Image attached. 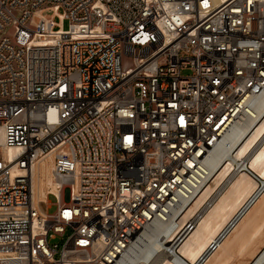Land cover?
Segmentation results:
<instances>
[{"label": "built area", "instance_id": "built-area-1", "mask_svg": "<svg viewBox=\"0 0 264 264\" xmlns=\"http://www.w3.org/2000/svg\"><path fill=\"white\" fill-rule=\"evenodd\" d=\"M262 93L264 0H0V264H126L154 221L176 225ZM49 154L64 196L44 213L33 167Z\"/></svg>", "mask_w": 264, "mask_h": 264}, {"label": "bare ground", "instance_id": "bare-ground-1", "mask_svg": "<svg viewBox=\"0 0 264 264\" xmlns=\"http://www.w3.org/2000/svg\"><path fill=\"white\" fill-rule=\"evenodd\" d=\"M254 104L255 112L235 122L211 153L207 164L209 181L190 197L181 199L173 215L176 225L171 221H154L130 246L126 264H151L149 260L159 250L161 257L156 264H176L166 256L167 250L174 247L173 239L185 233V223L192 219L194 228L177 251L187 264H196L204 256L202 264H229L235 254H243L264 235V93ZM15 152L13 148L5 151L10 157ZM53 165L49 154L33 167L34 202L44 213L42 202L51 205L48 193L64 196L56 188ZM258 186L262 193L208 256L209 244ZM248 264H264V244Z\"/></svg>", "mask_w": 264, "mask_h": 264}, {"label": "crops", "instance_id": "crops-1", "mask_svg": "<svg viewBox=\"0 0 264 264\" xmlns=\"http://www.w3.org/2000/svg\"><path fill=\"white\" fill-rule=\"evenodd\" d=\"M264 244V235L243 254H235L229 264H248ZM255 254V255H254Z\"/></svg>", "mask_w": 264, "mask_h": 264}, {"label": "rangeland", "instance_id": "rangeland-1", "mask_svg": "<svg viewBox=\"0 0 264 264\" xmlns=\"http://www.w3.org/2000/svg\"><path fill=\"white\" fill-rule=\"evenodd\" d=\"M67 24H68L67 22H64V27H65V28H67ZM184 73L187 74L188 71H184ZM48 189H49V188H48ZM48 191H50V190H48ZM48 195H50V193H48ZM49 199H50V201H51L53 204L50 206V208L48 209V211H49L50 213H52V212H54L55 209H56V205L54 204L55 199H54V197H53L52 195L49 196ZM41 206H42V208H44V209L46 208L45 204H41ZM55 241L58 242V243H61V242H62V240L59 239V238H57Z\"/></svg>", "mask_w": 264, "mask_h": 264}]
</instances>
